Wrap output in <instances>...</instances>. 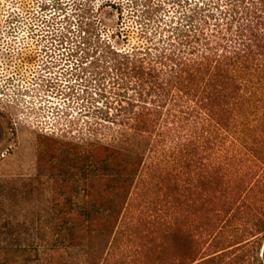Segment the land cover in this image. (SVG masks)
<instances>
[{"label":"rangeland","instance_id":"1","mask_svg":"<svg viewBox=\"0 0 264 264\" xmlns=\"http://www.w3.org/2000/svg\"><path fill=\"white\" fill-rule=\"evenodd\" d=\"M229 1L0 0V38L16 34L28 44L26 79L35 88L31 111L0 107V232L17 228L19 239L33 242L55 212L59 195L37 163L50 141L110 148L138 142L117 134L120 108L99 68L103 49L161 45L203 17L212 29ZM256 112V135H241L240 160L223 171L230 178L213 179L204 161L152 171L161 153L146 152V166L117 229L95 251V264H264V106Z\"/></svg>","mask_w":264,"mask_h":264},{"label":"trees","instance_id":"2","mask_svg":"<svg viewBox=\"0 0 264 264\" xmlns=\"http://www.w3.org/2000/svg\"><path fill=\"white\" fill-rule=\"evenodd\" d=\"M229 2L212 29L203 17L161 45L103 49L99 68L120 108L117 134L138 142L110 148L50 141L37 163L59 195L55 212L33 242L19 239L17 228L1 231L0 264H95V251L117 229L146 166V152L161 153L152 171L204 161L213 179L230 178L225 168L240 160L241 135H256V111L264 106V0Z\"/></svg>","mask_w":264,"mask_h":264},{"label":"built area","instance_id":"3","mask_svg":"<svg viewBox=\"0 0 264 264\" xmlns=\"http://www.w3.org/2000/svg\"><path fill=\"white\" fill-rule=\"evenodd\" d=\"M29 52L28 44L16 34L0 38V107L31 111L35 88L26 79L31 75V66L26 62Z\"/></svg>","mask_w":264,"mask_h":264}]
</instances>
